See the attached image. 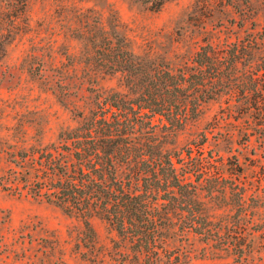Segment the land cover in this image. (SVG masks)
Returning a JSON list of instances; mask_svg holds the SVG:
<instances>
[{"label": "rangeland", "instance_id": "rangeland-1", "mask_svg": "<svg viewBox=\"0 0 264 264\" xmlns=\"http://www.w3.org/2000/svg\"><path fill=\"white\" fill-rule=\"evenodd\" d=\"M4 3L0 0V264H133L107 222L2 189L7 171L15 169L10 163L15 154L54 142L60 130L77 125L76 114L87 117L90 82L126 93L118 75L95 71L94 81L88 79V38L99 29L114 31L134 54L171 70L189 64L206 43L254 47L251 60L238 61L235 77L247 82V62L259 71L251 80L260 104L253 106L255 94L248 105L229 95L203 104L168 146L181 150L183 158L189 152L193 163L217 177V183L201 178L199 196L228 250L219 252L189 235L183 243L173 235L170 247L188 251L185 264H264V0H25L14 22L9 15L17 5ZM202 134L207 138L202 147L187 149ZM238 241L241 254L232 247Z\"/></svg>", "mask_w": 264, "mask_h": 264}, {"label": "trees", "instance_id": "trees-1", "mask_svg": "<svg viewBox=\"0 0 264 264\" xmlns=\"http://www.w3.org/2000/svg\"><path fill=\"white\" fill-rule=\"evenodd\" d=\"M3 1L17 5L9 15L14 22L25 0ZM88 43V79L94 81L95 71L118 75L126 93L106 92L90 82L87 91L92 101L87 117L76 114L77 125L60 130L54 142L15 154L10 161L15 169L7 171L2 189L81 219L97 217L107 222L129 252L124 258L133 264H185L189 253L181 246L172 250L173 235L178 242H186L189 235L227 252L220 227L199 196L201 178L217 183V177L210 178L199 161L193 163L189 152L183 158L181 150L168 146L198 117L203 104L229 95L248 105L251 94L256 98L253 106L260 104L251 80L259 71L247 62L248 83L235 77L238 61L242 57L251 60L254 47L206 43L189 64L171 70L134 54L128 42L112 30L92 32ZM2 45L0 37V54ZM206 139L200 135V141L190 142L187 149L194 144L202 147ZM225 189L220 193L225 195ZM242 246L238 241L232 247L241 254Z\"/></svg>", "mask_w": 264, "mask_h": 264}]
</instances>
